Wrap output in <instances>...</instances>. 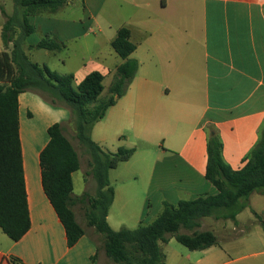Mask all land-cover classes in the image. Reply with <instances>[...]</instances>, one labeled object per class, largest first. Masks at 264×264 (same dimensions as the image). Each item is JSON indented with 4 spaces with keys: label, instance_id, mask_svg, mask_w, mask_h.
Masks as SVG:
<instances>
[{
    "label": "crops",
    "instance_id": "0c3cea01",
    "mask_svg": "<svg viewBox=\"0 0 264 264\" xmlns=\"http://www.w3.org/2000/svg\"><path fill=\"white\" fill-rule=\"evenodd\" d=\"M85 3L88 23L98 30L94 43L104 38L110 50L98 49L67 73L73 75L74 86L94 71L111 83L123 62L110 45L120 27L129 29L130 41L136 45L130 55L138 62L135 77L91 132L104 151L135 150L128 161L109 171L114 198L106 217L114 231L133 230L151 223L163 203L175 205L216 194L205 179L209 129L221 141L224 163L232 170L244 166L264 122V0ZM43 15L55 13L38 16ZM81 26L80 20H51L45 35L65 43L67 49L79 38ZM18 102L30 229L18 242L0 231V264H111L103 250L97 251L100 238L93 228L87 227L90 231L85 229V235L67 247L64 228L41 186L38 156L48 141L46 130L60 123L66 135L68 110L28 91L19 95ZM22 109L29 119L35 112L40 115V130L21 125ZM118 183L127 191H117ZM246 209L260 218L262 230L246 234L242 211L231 229H239L243 236L217 239L216 245L197 251L169 238L160 246L164 264H264V195L251 194Z\"/></svg>",
    "mask_w": 264,
    "mask_h": 264
},
{
    "label": "trees",
    "instance_id": "16d2710c",
    "mask_svg": "<svg viewBox=\"0 0 264 264\" xmlns=\"http://www.w3.org/2000/svg\"><path fill=\"white\" fill-rule=\"evenodd\" d=\"M13 3L14 13L6 19L1 31L3 46L11 44V50H0V231L11 241L18 242L30 229L18 113L19 95L27 91L38 94L54 107L68 110L74 137L90 157L89 174L96 185L95 195L91 197L83 192L75 196L72 175L80 169L78 153L60 123L47 128L48 141L38 156L41 186L64 228L68 248L85 235L74 207L86 205V226L93 228L100 238L97 251L103 250L112 264H164L160 246L169 238L190 251L214 246L217 237L212 231L197 230L200 220L213 217L235 225L236 216L247 208L250 195H264V122L240 170H232L224 163L221 141L209 129L205 179L216 189V194L179 200L175 205L163 203L161 212L151 223L140 224L133 230H112L106 221L114 198L108 174L118 164L128 161L135 150L104 151L92 140L91 132L106 111L125 95L137 73L138 62L130 58L136 49L130 41V31L120 27L110 44L123 62L115 70L107 97L100 99L104 87L99 72L89 73L74 86L72 74H59L32 62L26 53L33 50L59 53L66 49L65 43L50 35L36 45L26 44V39L35 32L29 18L54 14L65 6L66 0H13ZM182 229L190 233H180ZM95 258L96 254L91 259Z\"/></svg>",
    "mask_w": 264,
    "mask_h": 264
},
{
    "label": "rangeland",
    "instance_id": "374dc122",
    "mask_svg": "<svg viewBox=\"0 0 264 264\" xmlns=\"http://www.w3.org/2000/svg\"><path fill=\"white\" fill-rule=\"evenodd\" d=\"M88 5V0H87ZM15 7L13 0H0V50H11V44L7 47L3 46L1 40L2 27L8 17H11L14 13ZM52 18V19H48ZM44 20V22H43ZM62 21V20H80L82 26L78 28L81 34H86V37H81L75 39L66 50L60 53H51L45 50H33L31 52H26L32 62H36L40 65L47 66L50 70L56 71L59 74L72 73L82 62H86L89 58L96 55L98 49L102 53L110 50L105 44V39L102 38L98 41V45L94 43V37L98 34L97 28L94 27L92 23L89 22V13L87 11L85 0H66V4L63 8L58 10L55 15L51 17L43 16H33L29 18L32 25L36 27L35 32L31 34L26 39L27 45H36L43 37H45V30L47 24L51 21ZM90 28V30H88ZM110 83V78L107 77L103 81L104 91L101 97L104 99L108 93V87ZM29 92V91H28ZM40 115L35 112L34 119H29L26 111L22 109L20 115V123L22 126L29 127L28 130H40L42 119L40 120ZM21 126V127H22ZM65 133L74 148L76 149L79 160H80V171L73 174V194L75 196L81 195L83 192H87L91 197L95 195L96 185L89 174L90 171V157L83 147L77 142L74 137V128L70 123L65 124ZM41 136L45 137V132H40ZM43 137V138H44ZM38 148V147H37ZM133 162V161H131ZM131 164V163H130ZM122 168V167H120ZM117 191L124 192L121 183L115 185ZM77 220L84 226L86 231H90L86 226L85 214L87 213L86 205H78L74 208ZM240 219L246 222V234L253 233L254 230H262L260 225V218L255 217L250 213L249 209L243 210L240 215ZM251 220V221H249ZM231 226H234L231 221L228 220H216L213 217L203 218L200 220V227L198 231H212L219 241H225L233 238L243 236L239 229L232 230ZM215 231V232H214ZM262 232V231H261ZM180 233H190L186 230H180ZM163 250V248H162ZM112 264V263H111Z\"/></svg>",
    "mask_w": 264,
    "mask_h": 264
}]
</instances>
